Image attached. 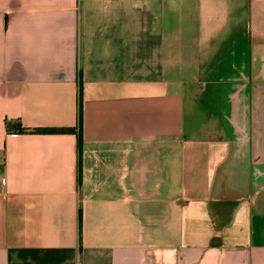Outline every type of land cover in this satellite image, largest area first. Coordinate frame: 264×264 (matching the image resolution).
Returning <instances> with one entry per match:
<instances>
[{"label": "crops", "instance_id": "obj_1", "mask_svg": "<svg viewBox=\"0 0 264 264\" xmlns=\"http://www.w3.org/2000/svg\"><path fill=\"white\" fill-rule=\"evenodd\" d=\"M263 83L264 0H0V264H264Z\"/></svg>", "mask_w": 264, "mask_h": 264}, {"label": "water", "instance_id": "obj_2", "mask_svg": "<svg viewBox=\"0 0 264 264\" xmlns=\"http://www.w3.org/2000/svg\"><path fill=\"white\" fill-rule=\"evenodd\" d=\"M264 84V83H263ZM255 98H261V99H264V89L261 90V91H256L254 89V86L252 88V90H250V92L247 93V95L245 96L244 99H246L247 101L249 100H254ZM249 109H253V110H262L261 114H258L259 115V118L261 119V122L259 124V126L262 124L264 125V107L261 108V107H254L252 106L251 108L250 107H246L245 108V113L248 115V110ZM242 127H244L246 129V134H245V139H240L238 140V143H239V146L244 149V150H247L249 151L251 149L252 153H253V157H254V160H256V157H257V153H258V145L261 144L262 148L264 149V138L261 140V139H258L256 138L255 136L252 137L251 139V136L249 137L248 136V133L249 131L251 130V127L249 126L248 123L246 124H243L241 125Z\"/></svg>", "mask_w": 264, "mask_h": 264}, {"label": "trees", "instance_id": "obj_3", "mask_svg": "<svg viewBox=\"0 0 264 264\" xmlns=\"http://www.w3.org/2000/svg\"><path fill=\"white\" fill-rule=\"evenodd\" d=\"M73 129L71 128H56V129H40V128H34V129H29L25 128L23 126H20L19 128L16 129V131L19 132H26V131H34V132H69L72 131Z\"/></svg>", "mask_w": 264, "mask_h": 264}]
</instances>
